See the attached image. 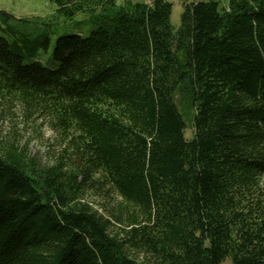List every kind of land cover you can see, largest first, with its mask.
I'll use <instances>...</instances> for the list:
<instances>
[{"label": "trees", "instance_id": "1", "mask_svg": "<svg viewBox=\"0 0 264 264\" xmlns=\"http://www.w3.org/2000/svg\"><path fill=\"white\" fill-rule=\"evenodd\" d=\"M181 1L174 30L165 0H49L98 22L55 68L22 54L50 21L0 11V108L60 148L42 166L0 142V264H264V0Z\"/></svg>", "mask_w": 264, "mask_h": 264}, {"label": "rangeland", "instance_id": "2", "mask_svg": "<svg viewBox=\"0 0 264 264\" xmlns=\"http://www.w3.org/2000/svg\"><path fill=\"white\" fill-rule=\"evenodd\" d=\"M126 1L143 2L150 4L151 0H116L118 5H122ZM172 5V12L170 16V24L174 30H177L180 24V16L184 10V2L181 0H165ZM188 2H198L205 0H187ZM221 6L226 5V0H219ZM55 6L49 0H0V11H5L15 18H40L45 21H50L51 27L42 29L44 34L49 37V44L47 48L42 46L37 47L35 51L28 53L26 50L22 51L24 56V63L36 61L42 65L55 68L57 63L52 58V51L56 39L64 34H80L87 36L91 31L95 30L98 22L93 18L78 14L72 19L58 18L51 19L54 13ZM3 27V26H2ZM0 36L11 40L8 31L0 29ZM36 43H39L41 31L34 33ZM41 39V38H40ZM175 103L178 110L182 113L186 129L184 136L187 140L193 137V113L178 96L175 97ZM3 112L0 114V142L14 143L19 149H24L30 158H36L42 166L51 164V160L59 152L56 136L49 130L47 123L39 118L37 115L28 116L20 111V107H13L8 110L0 108ZM95 197L91 200V205L97 208L99 213L108 216L107 211H104L101 206H108L107 210L111 209L114 197L111 198ZM222 264H230L226 260Z\"/></svg>", "mask_w": 264, "mask_h": 264}]
</instances>
